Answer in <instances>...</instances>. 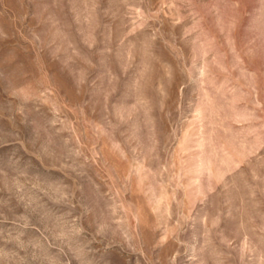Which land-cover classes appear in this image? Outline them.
Listing matches in <instances>:
<instances>
[{"label":"rangeland","instance_id":"rangeland-1","mask_svg":"<svg viewBox=\"0 0 264 264\" xmlns=\"http://www.w3.org/2000/svg\"><path fill=\"white\" fill-rule=\"evenodd\" d=\"M0 264H264V0H0Z\"/></svg>","mask_w":264,"mask_h":264}]
</instances>
